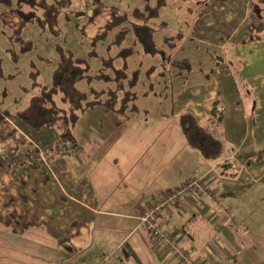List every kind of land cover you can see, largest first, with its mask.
Here are the masks:
<instances>
[{"label":"crops","instance_id":"obj_1","mask_svg":"<svg viewBox=\"0 0 264 264\" xmlns=\"http://www.w3.org/2000/svg\"><path fill=\"white\" fill-rule=\"evenodd\" d=\"M178 4L173 29L182 37L173 50L161 46L171 62L187 60L173 57L186 49L197 64L169 82L168 111L159 118L95 107L80 115L71 143L55 129L34 132L11 118L0 126V157L12 154L14 162L0 163L7 264H178L139 216L192 179L205 192L163 204L154 221L160 230L200 264H264V17L257 0H208L196 22L188 2ZM97 12L86 38L119 15L103 5ZM251 27H260L253 39ZM146 93L160 105L154 90ZM185 113L222 143L219 159L187 145L178 121Z\"/></svg>","mask_w":264,"mask_h":264},{"label":"trees","instance_id":"obj_2","mask_svg":"<svg viewBox=\"0 0 264 264\" xmlns=\"http://www.w3.org/2000/svg\"><path fill=\"white\" fill-rule=\"evenodd\" d=\"M143 1L145 3L143 11H138V9H136L129 16L118 15L112 19L110 25L102 27L95 37L92 39L87 38L90 47L93 48L92 52H90V56H96L94 47H96L97 44L105 43L108 37L107 35H113L109 44L106 45L108 46L107 49L111 51L112 47H119L125 41L127 29L133 28L135 44H137L135 47L140 46L138 49L144 55L143 58L159 55L162 59L160 65H152L145 72V77L148 78L147 81H150V76L153 74L155 75L158 69L167 71V74L169 73L168 75L171 74V71H175L174 76H178L184 72H190L191 65L188 60L183 59L181 61L171 62L170 57L166 55L163 49H157L155 46L154 35L160 30L165 29L166 23L160 22L159 24H154L153 27H149L148 22L159 18V10L164 6V0H157L154 7L148 6L147 0ZM207 1L208 0H182V2H188L186 12L194 17L195 22L201 16V13L198 12L199 9L205 7ZM257 1L260 3L261 0ZM19 3L29 5V11L27 13H24L22 11V6L18 4L17 15H10L11 18L17 20V28L11 29V37L16 40L14 43H18L19 45L24 44L20 39V30L26 24H35L40 29H48L52 34H55L57 33L55 30L57 18L62 14L61 12H63L66 17L67 14L74 13L78 18L83 15L81 12H65L70 9V0H59L51 4L47 3L45 0H19ZM99 3V0H94V8L91 10L86 22L79 27L77 26L79 32L85 38L84 28L86 24L92 22L97 16V6ZM254 9L259 12V15L264 17V9L257 5ZM4 17L3 14L0 15L3 25L10 28L9 23L5 21ZM127 19L128 23L124 27L123 23L126 22ZM259 28L260 27L250 28L249 32L251 39L254 38L253 33H256ZM181 37L180 34L165 37L162 43L166 49L173 50L176 42L179 41ZM24 47L21 51H28L30 48L29 44H26ZM56 54L58 62L52 72L49 86H41L36 82L37 73L32 72L29 74L31 89H28L26 86L22 87L21 91L27 96L32 94V92L33 94L34 92L36 93L33 96L27 97L29 100L25 108L15 111L14 113L11 110L4 109V102L9 96L7 90H2L0 101V126L6 121V118H11L18 121L22 126L26 125L30 127L34 132L42 128L55 129L58 131V137L61 142L71 143L73 141L72 128L75 126L82 113L101 106L122 116H125V111L129 109L128 107H130V112L136 110L133 104L130 106L129 104L136 98L132 90L138 81V77L141 75V70H134L131 77L125 73L128 68L126 59L133 54L132 47L123 48L117 52L114 57L108 56L106 59H101V68L98 74L93 77L88 75L89 66L86 59L78 57L74 55L72 51L62 48H57ZM118 59L121 60V67L114 68L113 63ZM162 73L163 72H159V74ZM3 78V72L0 68V79ZM153 78H156V76ZM93 80L105 83V90H91L88 95L78 90V83L85 81L87 84H90ZM111 84H113V87ZM149 90L153 91V84L150 82L148 85V91ZM14 101L17 103V99ZM14 101L12 100L13 104ZM125 117L127 118V116ZM178 121L187 145L196 150L203 159L216 161L221 157L223 153L222 143L210 129L198 124L196 119L188 113L180 115ZM74 148L75 147H72V149ZM39 160L40 158L35 159L34 164H40L42 161L40 162ZM0 163L11 167L14 164L13 155L9 154L0 157ZM229 167V163L224 164V169H228ZM183 252L191 259L186 251ZM191 260L194 261L193 259ZM178 264L182 263L178 262Z\"/></svg>","mask_w":264,"mask_h":264},{"label":"rangeland","instance_id":"obj_3","mask_svg":"<svg viewBox=\"0 0 264 264\" xmlns=\"http://www.w3.org/2000/svg\"><path fill=\"white\" fill-rule=\"evenodd\" d=\"M45 1L51 4L59 0ZM99 2V8L103 5V7L110 9L119 15L127 16L131 15L136 9H138V11H143L145 4L143 0H99ZM156 2L157 0H147V4L150 7H154L156 5ZM164 2V6L159 10V18L156 20H150L148 22V26L153 27L154 24L160 21H165L169 23L168 28L162 29L154 35V42L156 48L161 49L162 47L163 51L166 52L165 47L161 46L163 44V38L172 36L176 33L173 29V27H176L174 22L176 21V19L174 18V9H177V2L179 3V9L184 8L187 2L185 4L181 3L182 0H177V2L175 0H164ZM70 3V9L65 12H81L83 13V15H81L80 18H78L75 13L67 14L66 17L65 14L61 12L62 14L59 15V17L57 18L55 28L57 33L55 34H52L48 29L42 30L35 24H26L20 30V39L24 43L22 45L14 43L16 42V40L11 37L12 30L15 27L12 28L9 26L10 28H7L3 25V22L0 19V68L4 76L3 79H0V90H7L9 96L4 102L3 108L7 110H20L26 105L27 97L31 96L33 92L32 94H29L27 96L26 94L22 93L21 88L27 86L28 89H31V81L29 78V74L32 72L37 73L36 82L38 84H40L41 86L50 85L52 72L58 62V57L56 54L57 48L70 50L74 53V55L86 59L87 64L89 66L88 75L93 77L98 74V71L101 68V59H106L108 58V56L114 57L116 53L122 50L123 48L132 47L133 54L128 59H126V64L128 68L126 69L125 73L126 75H130L131 77L134 70L139 69L141 70V75L138 77V81L132 90L134 91L133 93L136 98L133 102L129 104V106L133 104L136 110L130 112V107H128L129 109L125 111V116H127L128 118H132L131 120H149L151 118H159L158 113L160 112L168 111V109H166L165 103L166 92L170 91L169 82H172L174 84L178 81L175 80L174 77L175 71L171 72V74L173 75L170 76L168 75L169 73L167 74L166 72L165 74V71L158 69L155 72V75L153 74L150 76V81H147L148 78L145 77V72L152 65H160L162 59L159 57V55H156L154 57L148 56L143 58L144 55L138 49V47L140 48V46L135 47L137 44H135L133 28L127 29L124 39L125 41L119 47H112L111 51L107 49L108 46L106 45L109 44L113 35H107L108 37L105 43L97 44V46L94 47L96 56H90V52H92L93 48L90 47L87 38L81 35L78 30V27L86 22L87 17L91 13L94 0H70ZM18 4L22 6V11L24 13H27L29 11V5L19 3V0H0V15L1 13H5V15H7L8 22L12 26H14L12 21L15 18H11L10 15H17ZM258 6L264 9V0H261ZM180 12H182V10H180ZM127 23L128 19L126 22L123 23V26L125 27ZM10 37L12 41L10 40ZM26 44H29V50L21 51V49ZM174 54L173 57L175 59L185 57L190 63L191 68H193V66L194 68L196 67V59L190 56L187 53L186 49H178V51L174 52ZM121 64V60L118 59L113 63V67L120 68ZM159 72L163 73L159 74ZM165 75L167 76L166 78ZM155 76L156 78H153ZM164 78L165 80L162 81V79ZM149 82L153 84V90L156 92L157 95V103H160V105H156L155 99L147 95L148 93L144 94V92H149ZM111 85L113 87V84ZM105 87V83L97 82L95 80H93L90 84H87L85 81H82L77 84L78 90H80L82 93H85L86 95H88L91 90H105ZM146 95L147 98H144ZM15 99H17V103L14 101ZM12 100L14 101V104L12 103ZM140 129L143 130V128ZM14 241L15 242L13 247H15V244H17L18 246L19 243H17V240ZM8 242H6V244ZM6 256V248L0 244V258H2V260H0V264H7L3 259L6 258ZM13 257L16 258L15 262H22L20 253H18L17 255L13 253Z\"/></svg>","mask_w":264,"mask_h":264},{"label":"built area","instance_id":"obj_4","mask_svg":"<svg viewBox=\"0 0 264 264\" xmlns=\"http://www.w3.org/2000/svg\"><path fill=\"white\" fill-rule=\"evenodd\" d=\"M40 162L42 159L39 160ZM187 191H191L196 199L198 193L203 194L205 189L202 182L199 179H192L186 181L181 186H179L175 191L170 193L164 200L153 206L148 211L142 213L139 216V220L143 227L147 230L150 235L151 240L158 246V248L166 255L171 256L179 263L182 264H200L198 262L192 261L189 256L183 252V250L177 247L174 239L160 231L159 227L156 225L155 218L159 213L160 207L165 203L174 202L176 198H179L182 194Z\"/></svg>","mask_w":264,"mask_h":264}]
</instances>
